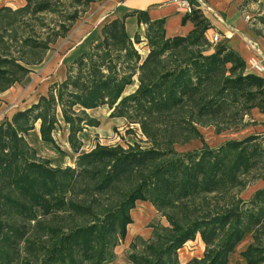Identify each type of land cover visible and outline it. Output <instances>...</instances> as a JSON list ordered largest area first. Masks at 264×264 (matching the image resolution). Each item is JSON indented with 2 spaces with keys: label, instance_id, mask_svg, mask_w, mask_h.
Here are the masks:
<instances>
[{
  "label": "trees",
  "instance_id": "1",
  "mask_svg": "<svg viewBox=\"0 0 264 264\" xmlns=\"http://www.w3.org/2000/svg\"><path fill=\"white\" fill-rule=\"evenodd\" d=\"M97 0H71V12L50 28L45 14L60 0H26L0 7V93L22 82L50 46L65 37L80 11ZM81 7V8H79ZM146 24L143 58L126 29V17ZM41 16V17H40ZM195 28L167 37L164 19L132 10L105 22L77 55L64 79L37 101L0 123V264H106L133 222L131 211L148 201L169 226L147 242L152 254L134 264H180L176 251L200 233L205 255L184 264H227L247 233V264H264V186L247 201L250 181H264V133L229 139L218 147L178 152L176 144L243 124L255 107L264 112V77L225 44L206 53L210 22L199 9L186 16ZM38 27V28H37ZM48 28L40 35V29ZM138 79L130 94L125 89ZM107 106L112 117L137 126L147 146L96 144L82 151L79 134L98 126L89 109ZM62 119L77 153L74 166H52L27 140L39 124L41 139L55 143ZM250 176V179H248ZM32 260V262H30Z\"/></svg>",
  "mask_w": 264,
  "mask_h": 264
},
{
  "label": "rangeland",
  "instance_id": "2",
  "mask_svg": "<svg viewBox=\"0 0 264 264\" xmlns=\"http://www.w3.org/2000/svg\"><path fill=\"white\" fill-rule=\"evenodd\" d=\"M95 2L100 4V0ZM95 2H92L86 9L80 11L81 16L72 29L65 37L59 38L50 46L42 63L32 66L31 72L22 82L0 93V123L5 119L11 118L13 113L18 109L32 104L34 98L38 99L42 93L46 94L52 83L60 82L64 79L66 70L74 56L82 45H86V43L80 45L82 41L73 32L80 24L89 21L88 17L96 6ZM25 3L26 0H0V7L10 6L15 9L23 6ZM60 3L54 13L42 16L46 24H50V28H54L59 21H63L65 16L72 10L71 0H60ZM256 8L257 6L253 10ZM47 30L48 28L40 29V35L46 34ZM90 37L88 36L85 41L90 40ZM91 114L99 121V125L87 127L86 130H83L79 134L83 143L82 151H89L98 143L103 145H122L125 148L132 145H148L145 136L141 134L137 126L128 125L123 118L112 117L111 110L107 106L96 108L91 111ZM241 125L242 123L234 126L226 133H217L214 126H207L201 129L202 138L195 139V143L187 142L185 145H175V149L182 153L200 150L204 144L211 148L218 147L228 138H236L243 135L240 131ZM68 132L66 124H59L53 134L55 143L51 144L44 142L39 135L38 128H35L28 133L27 140L37 150L41 158L49 159L52 166L64 168L75 165L74 158L76 153L72 151L69 142L65 144L68 141ZM248 179H250V176ZM263 186L264 181L262 179L250 181V184L238 195L247 201L257 189ZM138 203L140 204V202ZM140 208L135 209L133 224H128L125 236L119 239L118 244L114 247L113 260L106 264H134L132 255L146 256L152 254V251L147 248V242L156 240L154 234L156 229L159 230L162 226H169L166 218L155 207L149 209L143 206ZM159 231L162 232V230ZM261 236L264 243V232ZM251 242L252 236L250 233H247L229 254L227 264H247L241 252ZM205 250L206 246L201 234L197 233L193 238L184 242L176 251V256L178 262L184 264L191 259L204 257ZM28 254L24 251L18 264H27L25 261Z\"/></svg>",
  "mask_w": 264,
  "mask_h": 264
},
{
  "label": "crops",
  "instance_id": "3",
  "mask_svg": "<svg viewBox=\"0 0 264 264\" xmlns=\"http://www.w3.org/2000/svg\"><path fill=\"white\" fill-rule=\"evenodd\" d=\"M205 1L214 11H216L218 16L220 17H215L209 11L201 12V14L210 22V28L205 33V36L209 41V46L207 47L206 53H212L220 45L225 44L229 48L235 50L246 62V70L248 72L256 74L250 67L249 60L253 57H261V53L264 54V0ZM94 4H96V6L88 17L89 21L80 24L78 28L76 27L73 32V34L78 36L83 42H81L80 45L84 43H86L87 45L89 39L87 41H85V39L88 36H91L90 39L97 37L100 28L105 22L115 17H122L124 14L132 10L146 11L151 20L164 19V29L167 37L187 35L195 28L194 22L191 19L186 18V16L188 15L177 11L174 5L168 3V0H100V4L97 2H95ZM255 6H257V8L253 10ZM246 16H251V20L248 21L246 19ZM125 22L126 29L130 37L133 40L136 36L140 37V42L136 43V47L139 49L142 57L144 58L149 52V46L147 44V39L145 36L146 24L139 22L137 16L135 15L126 17ZM215 33L219 34L220 39L218 40V42L213 43L212 37ZM251 41H256L258 43L260 51H256V49L252 47ZM86 45H82L80 47V50L74 56V58L82 51L87 49ZM138 84L139 82L137 77H134V82L125 89L124 94H130L134 92L138 87ZM35 101H37V98H34L32 102ZM92 110L94 109L88 110V113L91 116ZM63 123L65 124V122L60 119V124ZM35 128H38L39 131V124H37ZM202 128L205 127H200V131ZM240 129L243 135L236 138H228L225 141L229 139H240L250 134H263L264 112L257 107L253 108L250 115H247L245 117L244 123L241 125ZM84 130H86V128ZM229 130L230 129L223 132L226 133ZM188 142L195 143V139H192ZM66 143H68V141L65 142V144ZM186 143H184V145ZM143 206L149 209L154 207L148 201H141L140 204L138 203L137 207L134 208L131 213L133 222L135 219V216L133 214L135 209H141L140 207Z\"/></svg>",
  "mask_w": 264,
  "mask_h": 264
},
{
  "label": "built area",
  "instance_id": "4",
  "mask_svg": "<svg viewBox=\"0 0 264 264\" xmlns=\"http://www.w3.org/2000/svg\"><path fill=\"white\" fill-rule=\"evenodd\" d=\"M168 3L174 5L177 11L190 15L193 14L195 10L199 9L201 12L209 11L215 17L220 18L216 11H214L205 0H168ZM248 21L251 20V16H246ZM220 36L218 33H215L212 37L213 43L218 42ZM252 47L256 51H260L258 43L256 41H251ZM261 57H253L249 60V65L252 70L259 76L264 77V54L261 53Z\"/></svg>",
  "mask_w": 264,
  "mask_h": 264
},
{
  "label": "bare ground",
  "instance_id": "5",
  "mask_svg": "<svg viewBox=\"0 0 264 264\" xmlns=\"http://www.w3.org/2000/svg\"><path fill=\"white\" fill-rule=\"evenodd\" d=\"M135 233V232H134Z\"/></svg>",
  "mask_w": 264,
  "mask_h": 264
}]
</instances>
